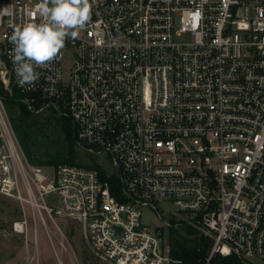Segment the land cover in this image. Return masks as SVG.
I'll return each instance as SVG.
<instances>
[{"label": "built area", "instance_id": "obj_1", "mask_svg": "<svg viewBox=\"0 0 264 264\" xmlns=\"http://www.w3.org/2000/svg\"><path fill=\"white\" fill-rule=\"evenodd\" d=\"M40 3L0 0V82L27 94L28 108L68 116L75 145L105 152L115 170L74 163L44 174L26 161L0 95V194L27 203L49 237L47 218L77 219L107 264H180L161 227L182 222L212 238L205 264L264 259V0H90L78 36L21 87L10 37L43 22ZM155 200L177 217L164 220ZM143 206L161 226L142 222ZM12 228L27 234L25 214Z\"/></svg>", "mask_w": 264, "mask_h": 264}, {"label": "rangeland", "instance_id": "obj_2", "mask_svg": "<svg viewBox=\"0 0 264 264\" xmlns=\"http://www.w3.org/2000/svg\"><path fill=\"white\" fill-rule=\"evenodd\" d=\"M73 52L68 51L61 62L62 75L67 79L69 69L73 63ZM2 63V56L0 52V65ZM3 113L7 120L8 115L6 106L3 101ZM15 137L17 136L14 131ZM17 139V137H16ZM18 144L19 141L17 140ZM20 145V144H19ZM21 148V146H20ZM34 152L40 155L43 149L34 147ZM21 151L27 161L24 150ZM75 162L83 165H99L108 172L114 171L108 156L105 152L90 153L75 146ZM30 164V163H29ZM32 165V164H31ZM37 166V165H33ZM57 165L39 166L42 172L51 176L53 168ZM20 192L25 195V188L20 183ZM157 208L160 206L168 209V213H163V219L170 217H177L172 214L173 207L165 205L161 200H155ZM142 222L146 223L150 228H157L161 226L162 220L157 216V212L150 206H143L141 208ZM26 216L28 221L27 234H20L13 230L12 225L15 220ZM46 228L37 218L34 225L33 214L30 206L12 196L0 194V264H107L105 261L94 256L88 249V246L83 238L80 222L75 218H68L63 216H56L54 220L47 218ZM60 228L63 237L56 227ZM36 228L37 238L34 237V229ZM169 227L164 225L161 227V233L165 240H168ZM254 264H264V259L252 258Z\"/></svg>", "mask_w": 264, "mask_h": 264}, {"label": "trees", "instance_id": "obj_3", "mask_svg": "<svg viewBox=\"0 0 264 264\" xmlns=\"http://www.w3.org/2000/svg\"><path fill=\"white\" fill-rule=\"evenodd\" d=\"M0 95L6 106V112L17 140L32 165H58L74 164L75 152V126L71 119L59 115L54 110L46 109L34 111L28 108L24 101L27 94L21 92L13 82L8 89L3 88L0 82ZM40 100L35 99L34 105ZM34 147L43 149L40 155L34 152ZM78 164V163H77ZM83 165V164H80ZM96 167L102 177L106 171L101 166ZM112 183L115 178L111 177ZM168 243L172 257L179 259L180 264H205L212 238L198 235L196 227L182 222L176 227L168 229ZM209 264H252L241 261L236 255H213Z\"/></svg>", "mask_w": 264, "mask_h": 264}, {"label": "clouds", "instance_id": "obj_4", "mask_svg": "<svg viewBox=\"0 0 264 264\" xmlns=\"http://www.w3.org/2000/svg\"><path fill=\"white\" fill-rule=\"evenodd\" d=\"M41 23H25L14 28L10 41L18 84L32 87L39 79L37 68L56 60L66 40L76 38L90 20V0H41L37 5Z\"/></svg>", "mask_w": 264, "mask_h": 264}]
</instances>
